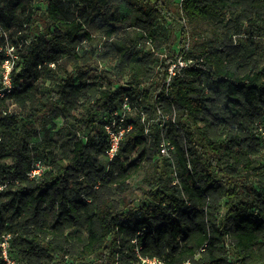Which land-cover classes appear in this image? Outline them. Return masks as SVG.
I'll return each mask as SVG.
<instances>
[{
    "label": "trees",
    "instance_id": "1",
    "mask_svg": "<svg viewBox=\"0 0 264 264\" xmlns=\"http://www.w3.org/2000/svg\"><path fill=\"white\" fill-rule=\"evenodd\" d=\"M212 20L226 25L202 36ZM0 23L18 57L0 95V238L18 264H264V0H0ZM161 23L179 53L155 60ZM125 96L132 128L110 160ZM60 119L67 153L30 146Z\"/></svg>",
    "mask_w": 264,
    "mask_h": 264
},
{
    "label": "built area",
    "instance_id": "2",
    "mask_svg": "<svg viewBox=\"0 0 264 264\" xmlns=\"http://www.w3.org/2000/svg\"><path fill=\"white\" fill-rule=\"evenodd\" d=\"M37 3V2H36ZM0 38L4 39V42L1 46V50L6 52L7 58L2 64V73L0 78V92L3 96V92H10L13 88L11 81V71L14 67L15 61L17 60L16 46L9 39V31L8 29L0 23ZM189 62L182 61L181 59L178 61L180 67L187 66ZM177 67V63L173 64L170 68V77L168 78V82L171 80V76H175V68ZM129 97L125 96L122 101V104L119 109L113 112L106 120L104 125V129L108 135V157L112 160L118 153L121 142L126 135V133L132 128L130 124H128V117L132 112V105ZM262 136L264 137V129H260ZM174 149L172 144L168 141H164L161 144V153L165 156H169L171 151ZM41 173L40 169L33 170L30 174L31 177H35ZM11 246V236L3 235L0 238V261L2 264H18L10 256ZM145 264H165L163 261L157 258L153 259H142ZM191 264V263H186Z\"/></svg>",
    "mask_w": 264,
    "mask_h": 264
},
{
    "label": "rangeland",
    "instance_id": "3",
    "mask_svg": "<svg viewBox=\"0 0 264 264\" xmlns=\"http://www.w3.org/2000/svg\"><path fill=\"white\" fill-rule=\"evenodd\" d=\"M124 16H128L129 17V21L128 24H130L133 19L134 16L132 15V13L125 7L121 8V17ZM219 25L220 29L223 30V27L226 25V22H219V21H214L212 20L209 23H205L201 25V35L202 36H209L211 37L214 32L216 30H214L215 27H217ZM158 34L160 36V51L155 50V54H154V59H161V58H172L174 56H176L179 53V47H178V43L177 41L175 43H170V41L173 40V36L171 37V33L168 27V24L166 23H161L156 27ZM139 33L138 29L133 28V27H129L128 29L125 30L124 34H125V38L129 41L130 39H134L136 37V34ZM177 36L179 37V33H177ZM246 36L243 34L242 36L239 37V41L240 43L243 45V48L249 52L250 47L248 46L249 43L247 42V39H245ZM169 39V41H168ZM165 40V41H164ZM169 43V44H168ZM143 45L140 46V48L142 50H148L150 49V45L147 42L142 43ZM259 49H258V56H260L261 54L264 53V41L258 44ZM246 52V53H247ZM157 65H152L151 69L153 70V72L156 71ZM40 85L42 87L46 86L45 82H40ZM203 87H205V85H202ZM10 110L14 113H19L20 112V108L14 104V103H10ZM56 125L53 126L50 130H47L45 132L40 133L39 136L36 137H32L30 139H28V143L30 144V146L32 148H36V149H40L42 151H44V149L50 144V143H59V146L57 145V148L60 149V152H68V142L67 139L65 138V134L62 135H58L59 129L63 126L64 121L63 119L58 120L56 123ZM131 161H140L138 159L137 156H134L131 158ZM104 165H107V162L104 161L103 162ZM150 162L145 161L142 164V169L140 171L139 174H137L136 176H134L132 183H133V188H132V193H131V198H137V193H138V188L142 186V175L145 172L150 171Z\"/></svg>",
    "mask_w": 264,
    "mask_h": 264
}]
</instances>
